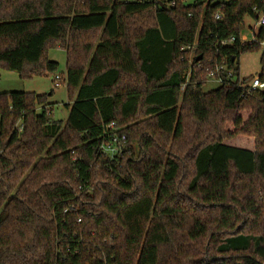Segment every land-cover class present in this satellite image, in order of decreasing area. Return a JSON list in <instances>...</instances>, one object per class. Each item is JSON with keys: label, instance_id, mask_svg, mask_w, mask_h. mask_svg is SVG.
<instances>
[{"label": "trees", "instance_id": "1", "mask_svg": "<svg viewBox=\"0 0 264 264\" xmlns=\"http://www.w3.org/2000/svg\"><path fill=\"white\" fill-rule=\"evenodd\" d=\"M212 1L0 0V67L56 73L62 48L70 100L64 121L53 91L0 93V264H264V89L205 90L261 50L264 0Z\"/></svg>", "mask_w": 264, "mask_h": 264}, {"label": "rangeland", "instance_id": "2", "mask_svg": "<svg viewBox=\"0 0 264 264\" xmlns=\"http://www.w3.org/2000/svg\"><path fill=\"white\" fill-rule=\"evenodd\" d=\"M257 31L256 19L248 16L245 19V26L241 32V38L244 42H251L254 38V33ZM263 50L246 52L241 55L238 60L237 66L240 68L241 79L249 77H258L261 71V57ZM51 60L59 63V69L56 73H47L42 76H34L29 79H23L19 76L18 72L8 70L0 67V93L3 92H37L39 94H49L53 91V95L49 97V107L52 110L53 118L55 120H66L70 109L66 106L70 103L68 96V88L65 83L60 86H55L53 80L55 74H64L66 72L67 54L62 48H53L48 52ZM65 77V75H64ZM248 83H251L249 79ZM218 85L214 82H208L205 90H212L217 88ZM246 115V112H245ZM227 127H232L228 124ZM239 139L240 146L253 147L252 139Z\"/></svg>", "mask_w": 264, "mask_h": 264}, {"label": "built area", "instance_id": "3", "mask_svg": "<svg viewBox=\"0 0 264 264\" xmlns=\"http://www.w3.org/2000/svg\"><path fill=\"white\" fill-rule=\"evenodd\" d=\"M178 0H167L168 6H175ZM180 1V0H179ZM186 4L192 3H212V0H181ZM218 1V0H217ZM221 18L219 14L216 16ZM256 27L257 31L254 33L253 41H257L260 45V48L264 52V14L259 15L256 18ZM242 40V38H241ZM236 41V37L232 36L229 39L222 40L220 43L222 45H232ZM243 41V40H242ZM244 42V41H243ZM65 80V77L59 74L55 75V86H60L61 82ZM242 81L240 76L237 73L229 69L226 65H219L214 71L209 74V82H214L217 85L221 84H230L236 81ZM244 85H249L252 89H264V82L260 81L259 76L251 78V83L248 82ZM128 136L125 132L120 131L116 126L115 122L111 123L108 126V131L106 132V137L100 144V151L104 155H108L111 158L117 156H122L127 149Z\"/></svg>", "mask_w": 264, "mask_h": 264}, {"label": "water", "instance_id": "4", "mask_svg": "<svg viewBox=\"0 0 264 264\" xmlns=\"http://www.w3.org/2000/svg\"><path fill=\"white\" fill-rule=\"evenodd\" d=\"M159 4L162 6V7H166L164 2H159Z\"/></svg>", "mask_w": 264, "mask_h": 264}]
</instances>
